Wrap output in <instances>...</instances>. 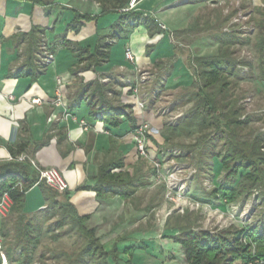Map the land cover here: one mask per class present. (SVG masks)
Wrapping results in <instances>:
<instances>
[{"label":"crops","instance_id":"0c3cea01","mask_svg":"<svg viewBox=\"0 0 264 264\" xmlns=\"http://www.w3.org/2000/svg\"><path fill=\"white\" fill-rule=\"evenodd\" d=\"M45 1L39 4L32 0H0V164L10 161L11 147H24L23 153L35 159L39 167H56L62 172L68 183L69 203L79 216H88L85 223L96 230L107 251L118 247L119 264H171L165 256L178 255L183 249L181 244L169 237L160 239L156 225L137 228L154 206L147 194V182L142 177L141 182L136 180V149L129 138L137 116L157 128H162L163 121L152 111L139 110L119 78L134 75V69L141 65L160 68L161 59L172 52V44L166 37L169 30L177 31L170 28L177 16L184 12L186 18L181 28L187 27L194 7L205 6L206 1L155 0L151 7L142 9L139 6L144 0L136 2L134 12L157 14L165 32L153 36L142 25H129L120 11L105 13L106 4L98 0ZM253 2L260 4L256 7L264 6V0ZM74 11L92 18L82 20L78 31L71 26ZM33 27L42 29L43 34L39 35L33 61L28 63L25 47L28 42L23 39L16 42L14 37L30 32ZM216 42L218 51L219 41ZM43 43L54 54L51 63L44 60ZM76 45L91 50L109 46V56L100 65L86 68V61L80 62L72 52ZM126 48L133 51L134 63L126 58ZM161 69L172 80L174 67L164 64ZM97 86L104 91L107 103L126 108L128 114L122 116L121 126L109 127L98 117L101 105L96 102ZM34 99H39V103H34ZM64 109L68 111L67 118ZM81 120L87 126L82 127ZM152 138L154 145L162 143L157 135ZM117 162L123 166L113 172H130L133 182L107 186L105 193L97 196L95 185L100 167ZM28 172L31 176L37 174L31 164ZM48 206L41 186L36 184L27 191L26 214L40 217ZM1 225L0 221V228ZM130 247L133 250L126 251Z\"/></svg>","mask_w":264,"mask_h":264},{"label":"rangeland","instance_id":"374dc122","mask_svg":"<svg viewBox=\"0 0 264 264\" xmlns=\"http://www.w3.org/2000/svg\"><path fill=\"white\" fill-rule=\"evenodd\" d=\"M98 1L111 6L109 1L112 0ZM253 1L207 0L205 6L194 7L187 27L183 29L181 24L186 16L181 11L175 25L170 27L177 31L169 30L166 37L172 44V52H167L160 64L170 65L171 69L174 67L172 80L161 69L162 66L154 65L137 66L134 75L130 73L131 76L122 75L119 78L139 110L152 111L163 121L162 128H157L137 116L135 125H146L147 155L138 150L133 126L129 136L135 144L138 176L147 182V194L149 198L152 197L154 206L146 218H141L137 228L156 225L160 239L164 240L166 234H175L176 226L189 223L195 230L204 229L211 233L251 225L264 229L263 185L235 203H227L220 191L218 198L211 195V190L218 186L223 176L216 155L224 152L227 145L239 141L244 152L251 155L253 141L259 134L263 141L262 147L260 144L257 147L264 152V81L260 79L257 53L260 30L255 24L257 15L254 12V8L260 4L256 5ZM153 2L155 0H144L139 8L151 7ZM142 13L157 20V14L153 12ZM218 36L229 40L228 48L220 42L217 51ZM41 47L44 49V60L49 63V57L54 54L45 49L44 43ZM220 48L226 52L222 54L223 58H228L236 66V74L229 77L230 84L226 90L217 93L225 104L219 107L221 117L248 121L237 127L236 131H228L224 120L222 129L215 126L202 129V116L192 114L194 96L200 86L198 58L216 55L220 53ZM123 71L127 72L126 69ZM235 112L238 114L235 115ZM156 135L162 141L159 145H154L152 141ZM140 179L137 182H141ZM205 198L210 199L211 203H203L201 199ZM48 209L39 217L44 232L40 243L32 248L31 264H100V258L82 253L86 239L76 230L67 232V226L48 231L47 228L55 220H46ZM17 216L14 213L11 217L9 209L1 212L0 221L6 223V229L11 233L8 238L1 239L3 249L16 234ZM31 218L35 221L34 216ZM58 232L62 236L55 240L53 234ZM242 241L246 243L247 238ZM16 247L15 255L20 257L21 245ZM165 259L171 264H187L182 248L178 255L168 254ZM109 261L112 262V259L109 258Z\"/></svg>","mask_w":264,"mask_h":264},{"label":"trees","instance_id":"16d2710c","mask_svg":"<svg viewBox=\"0 0 264 264\" xmlns=\"http://www.w3.org/2000/svg\"><path fill=\"white\" fill-rule=\"evenodd\" d=\"M35 3L45 4V0H32ZM131 0H112L109 1L111 6L105 5L104 11L119 12L123 20L127 21L129 25H142L147 29L150 36L155 34L164 33V28L154 18L144 15L143 13H136L132 9L123 10L128 8ZM207 1V0H197ZM254 12L257 15L256 25L259 27L260 36L258 45V65L260 72V79L264 81V6L255 7ZM91 17L82 15L74 11V19L72 27L75 31L80 30L83 25L82 20L89 21ZM43 34L42 29L33 27L30 32H21L14 38L17 41L25 40L28 42L26 47L28 63L33 61L35 57L36 48ZM224 40V41H223ZM219 43L222 42L228 48V39L218 38ZM233 41V40H232ZM231 42V40H230ZM109 46L101 47L96 46L94 50L89 47L75 46L72 52L79 58L80 62L86 61L85 67H92L100 65L109 56ZM224 50L220 48V53L211 57L198 58V80L200 86L194 96L195 104L192 114L202 116V129L215 126L217 129H222L223 120L225 127L228 131H236L237 127L246 124L247 120L226 119L221 117L220 108L224 106V100L218 98V94L226 90L230 84L229 77L236 74V66L228 59L223 58ZM225 56V55H224ZM227 56V55H226ZM97 103H100L101 108L97 112L98 117L106 123L107 126H121L122 116L127 115V110L124 106L113 107L107 103L104 91L100 86L96 89ZM220 107V108H219ZM238 113L235 112V115ZM129 116V115H128ZM225 117V116H224ZM133 120V119H132ZM134 123L133 127L136 126ZM225 131V132H228ZM223 132V131H221ZM223 132V133H225ZM232 139V138H231ZM230 140V139H229ZM263 137L258 134L253 141L251 155L246 154L240 147L239 141L231 142L226 146L224 152H219L216 156L219 161V169L222 171V180L213 190L211 195L215 198L220 197L219 191L223 193V198L227 203H235L241 197L250 196L252 190L264 186V152L260 151L262 147ZM261 145L260 148L257 145ZM258 148V149H257ZM256 149V150H255ZM12 157L25 152L24 147L10 149ZM29 162H19L10 160L0 164V198L5 192H9L12 204L9 208L11 217L16 213V234L12 237L8 246L4 245V254L9 263L15 264H31L33 260L34 249L41 240L44 232L43 222L36 215L35 221L31 216L24 212L25 208V195L27 191L34 185L38 184L49 200V209L46 220L55 219L52 226L48 227V231L59 230L64 227H69L67 232L76 230L79 235L86 239V245L82 253L85 256H95L100 258V264H110L109 258L115 263H120V255L118 247L114 246L112 250L107 251L99 236L96 234L94 228H89L85 223L88 216H79L74 210L75 208L69 203L68 189L62 193H58L56 189L52 188L43 181H38V174L33 176L29 175L28 168ZM123 164L117 162L116 164L102 165L99 169L97 184L95 191L97 196L101 197L105 193V188L117 187L130 182H133V175L130 172L118 171L113 172L114 168H122ZM139 179L137 173V181ZM23 180V187H14L17 181ZM84 188V187H81ZM114 193H118L114 190ZM264 198V192H263ZM58 196H63L61 200ZM1 201V199H0ZM203 203H211L210 199H201ZM2 225L0 233L6 239L11 233L6 229V223L1 220ZM177 232L175 234L167 235L166 237L173 238L176 242L183 247L187 264H256V261L264 260V229L263 227L244 226L241 228H227L220 230L217 233H211L209 230H195L192 224H180L176 226ZM62 234H53V238L59 239ZM247 238V242L242 241ZM15 241V242H12ZM14 245H13V244ZM21 245L20 257L15 255L14 248ZM16 245V246H15ZM31 245H34L33 247ZM15 246V247H13ZM18 249V248H17ZM133 247L126 248V251H132ZM132 256V253H131ZM1 257V255H0ZM83 259V258H82ZM2 260V259H1Z\"/></svg>","mask_w":264,"mask_h":264},{"label":"built area","instance_id":"2783aa9c","mask_svg":"<svg viewBox=\"0 0 264 264\" xmlns=\"http://www.w3.org/2000/svg\"><path fill=\"white\" fill-rule=\"evenodd\" d=\"M136 2H137V0H131L130 6L124 10L132 9L135 6ZM146 15H148V14H146ZM133 55H134L133 51L130 48H126L125 56L129 61H134L135 56H133ZM49 58L50 59L48 60V62H53L54 55H51ZM38 100L39 99H34L33 102L39 103ZM63 114H64L65 118H67V116H69L68 111L66 109L63 110ZM80 124L82 125V127H85V126H87L88 123L85 120H81ZM145 127H146V125L145 126L144 125L143 126L142 125H136V126H134V129L132 131H134V134H135L136 143L138 144V150L142 154L147 155V153H148L147 151H149V150L147 148ZM10 160H16L19 162H29L37 170L39 182L43 181L59 192H64L68 189L67 180L58 168H56V167H39L36 160L33 159L32 157H30L27 153H21V154L17 155L16 157H10ZM13 185H14V187L22 188L23 187V180L17 181ZM0 199H1V201H0V215H1V212H3L4 209H6V210L9 209L10 201H11L9 192H5L4 195L2 196V198H0ZM1 239H2V236L0 233V255H1V259H2V264H8V259L6 257V254H4L5 252L2 248V243H1L2 240ZM249 264H252V263H249ZM256 264H264V260L263 261H256Z\"/></svg>","mask_w":264,"mask_h":264}]
</instances>
